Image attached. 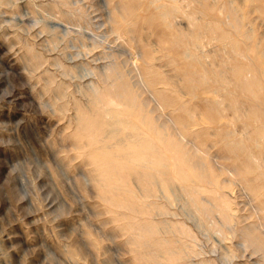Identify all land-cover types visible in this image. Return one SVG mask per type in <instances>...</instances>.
I'll return each mask as SVG.
<instances>
[{
  "label": "rangeland",
  "instance_id": "obj_1",
  "mask_svg": "<svg viewBox=\"0 0 264 264\" xmlns=\"http://www.w3.org/2000/svg\"><path fill=\"white\" fill-rule=\"evenodd\" d=\"M157 1L0 0V264H141L145 222L174 251L159 264H264L248 240L264 222V0ZM106 90L156 108L154 154L78 135ZM138 155L116 183L143 214L93 180Z\"/></svg>",
  "mask_w": 264,
  "mask_h": 264
},
{
  "label": "bare ground",
  "instance_id": "obj_2",
  "mask_svg": "<svg viewBox=\"0 0 264 264\" xmlns=\"http://www.w3.org/2000/svg\"><path fill=\"white\" fill-rule=\"evenodd\" d=\"M111 1V0H110ZM150 2L153 4V5H156L158 3L157 0H150ZM163 3V1H162ZM139 4V3H138ZM143 4V3H142ZM146 4V3H145ZM159 5V4H158ZM161 5V4H160ZM167 5V3H166ZM114 6V5H113ZM123 6V5H122ZM148 6V5H147ZM164 6V4H163ZM171 8L172 4L166 7H169ZM135 7V6H133ZM144 7V5H143ZM160 8L162 6H159ZM174 7V6H173ZM118 8V7H117ZM132 8V7H130ZM163 8V7H162ZM169 8V10H170ZM175 8V7H174ZM148 9V7H147ZM150 9V8H149ZM167 9V8H164V10ZM115 10V9H114ZM141 10V9H140ZM163 10V9H161ZM169 10H167L166 12H169ZM175 10V9H174ZM172 9V13L174 11ZM121 11L119 12V10L117 9V13L119 12L121 17H122V21L120 22V24L124 25L128 19L126 17L127 13L128 12H123L121 14ZM123 11H124V7H123ZM148 11V10H147ZM162 12V11H161ZM118 13V14H119ZM168 14V13H167ZM170 15H171V12H170ZM116 16V15H115ZM133 15H131L132 17ZM152 16V15H151ZM169 16V15H168ZM172 16V15H171ZM169 16V17H171ZM175 16V14H174ZM172 16V17H174ZM168 17V18H169ZM116 18V17H115ZM167 18V17H166ZM114 20V19H112ZM118 20V19H117ZM161 20V19H160ZM169 21H171V19H168ZM115 21V20H114ZM155 21H157L155 19ZM119 22V20H118ZM166 22V21H165ZM160 23V22H158ZM163 23V22H162ZM170 23H173V22H170ZM169 23V24H170ZM128 25V24H126ZM139 25V24H138ZM120 26V25H119ZM125 26V25H124ZM158 26V25H157ZM115 27V26H114ZM169 28V27H167ZM116 29V28H115ZM129 30V28L127 29ZM120 32V31H119ZM128 32V31H126ZM148 32V31H147ZM161 33V32H160ZM127 34V33H126ZM140 34V33H139ZM150 34V33H149ZM163 34V33H162ZM130 35V34H128ZM131 36V35H130ZM154 36V35H153ZM155 36H156V33H155ZM127 37V36H126ZM124 38V37H123ZM161 38V37H160ZM186 38V37H185ZM194 38V37H193ZM130 39V38H129ZM135 39V38H134ZM138 39V38H137ZM153 39V38H152ZM183 39V38H182ZM121 40V39H120ZM128 40V39H127ZM136 41V40H135ZM134 41V42H135ZM164 42V40H162ZM165 41H166V38H165ZM165 43V42H164ZM203 44V43H202ZM128 45V44H127ZM145 45V44H144ZM151 45V44H150ZM136 47V46H135ZM153 47V46H152ZM156 49V48H155ZM179 49V48H178ZM143 53V52H142ZM141 62V61H140ZM136 63V62H135ZM134 63V64H135ZM136 64H139L138 62ZM134 66V65H133ZM135 69V68H134ZM117 71V70H116ZM116 73V72H115ZM201 76V75H200ZM203 77V76H202ZM130 79V78H129ZM106 81V80H105ZM112 81V80H111ZM138 81V80H137ZM165 83V81H163V84ZM125 84V83H124ZM120 86V85H119ZM115 87H117V85H115ZM124 88V87H122ZM122 88L118 89V90H122ZM125 89V88H124ZM126 89L127 86H126ZM125 89V90H126ZM146 89V88H145ZM117 90V91H118ZM113 91L111 90H106L105 91V94L104 95H100V97H98V99L101 100V105L100 107L99 106H95L94 107V111L95 112H91V114H87V115H84L82 120H84V124L83 126L80 128V132L78 135H85V136H88V137H91V140L86 142L88 144H95V143H103L105 145V147H115L117 146L116 148H119V149H125L127 150L128 146L130 145H137V146H144L146 148V146L153 148V151H155V144L152 142L153 146H151L150 144H148L147 140L145 139V134L146 133H150V134H156L160 132L159 130V126L155 127V124L153 123L154 119L156 117H151L152 113L155 112L156 108L154 109H151L150 110H145L144 107L146 106L147 102H143L145 101V97L143 98L142 100V104H137L136 100L133 98V92H129L127 97L125 98H115L113 96ZM146 93V92H144ZM138 94V93H137ZM135 95V94H134ZM139 95V94H138ZM142 95V94H141ZM148 95V94H147ZM116 96V95H115ZM136 96V95H135ZM147 97V96H146ZM151 97V96H149ZM153 99V98H152ZM148 100V99H147ZM146 100V101H147ZM150 100V99H149ZM156 100H157V97H156ZM155 100V101H156ZM159 100V99H158ZM164 100V99H163ZM162 100V101H163ZM153 101V100H152ZM161 104V103H160ZM118 105H124L126 107V109L123 111L121 110H118L117 108L115 110H113L114 108L113 107H117ZM165 106V105H164ZM154 107V106H153ZM157 107V106H156ZM163 107V106H161ZM78 111V110H77ZM119 111V112H118ZM99 112H102V114L98 115ZM89 113V112H88ZM105 113V116H103V114ZM81 116V114H79ZM107 115H110L111 116V119L109 120H106V116ZM149 118V119H147ZM158 118V117H157ZM178 117H176L177 119ZM167 119V118H166ZM81 120V121H82ZM143 120H149V123L146 125V129L143 128L140 124H143ZM168 120V119H167ZM164 121V120H163ZM170 121V120H168ZM176 121V120H175ZM156 122V121H155ZM178 122V121H176ZM162 123V122H161ZM172 123V122H170ZM175 123V122H174ZM176 124V123H175ZM160 125V124H159ZM163 125V124H162ZM161 125V126H162ZM133 127V131L132 133L128 134L126 137L124 135V139H121L119 138L120 140H117V136L118 134L119 135H123V130L128 128V127ZM143 126L145 127V124H143ZM178 126V125H177ZM164 127V126H162ZM166 127V125H165ZM173 127H175L173 125ZM109 129H112V131L108 132ZM176 130V127L174 128ZM177 131V130H176ZM165 132V131H164ZM177 133V132H175ZM177 135H179L177 133ZM79 137V136H78ZM171 137V136H170ZM165 139V138H164ZM182 140H184L183 138H181ZM186 139V138H185ZM178 140V139H177ZM181 140V141H182ZM183 142V141H182ZM181 142V143H182ZM186 142V141H185ZM180 143V144H181ZM188 143V142H187ZM189 144V143H188ZM191 144V143H190ZM77 145H80V142H77ZM76 147V146H75ZM143 147V148H144ZM173 147V146H172ZM176 147V146H175ZM191 147V146H190ZM189 147V149H190ZM196 147V146H194ZM171 148V147H170ZM147 149V148H146ZM169 149V147H168ZM172 149V148H171ZM198 149V148H196ZM195 149V150H196ZM78 150V149H77ZM76 150V151H77ZM136 150V149H135ZM149 150V149H148ZM152 149H151V153H153ZM193 151V150H192ZM198 151V150H197ZM140 152V151H139ZM149 151H147V154H148ZM138 153V152H137ZM136 153V154H137ZM155 153V152H154ZM153 153V154H154ZM197 153V152H196ZM201 153V151H200ZM139 154V153H138ZM143 154V153H142ZM145 154V155H144ZM143 155H141V153L139 155H141L142 158H146L148 157V155L146 153H144ZM158 154V153H157ZM135 155V154H134ZM137 156L135 158H130L129 156L126 157L124 156V162H123V165L122 166H119V170L117 168H115V166H112V164H109L107 161V165L103 166L104 167V170H101L100 171V174L97 175L96 174V177L93 176V180L96 181L97 185H98V190H99V194L98 196L100 197V199L104 202H107V203H116L115 205L116 206H119L122 205L125 210L128 209V211L130 210H134V212L136 213L137 212H140V213H144L145 210H143L142 208H138L131 200L128 201L129 199H131L132 197V194H133V189L131 190H123L122 188H119L121 185H118V183H116V181H120L121 183H123L124 185L128 182V178H129V175L128 174H123V170H124V166L126 164H129V163H132L134 160H137L139 159L140 156ZM152 155V154H151ZM196 155V154H195ZM204 155V154H202ZM100 156V155H99ZM102 156V155H101ZM117 156V155H116ZM206 156V154H205ZM250 156V155H249ZM106 157V156H105ZM193 157H195L193 155ZM111 159V158H110ZM143 160V159H142ZM142 162V161H141ZM159 162V160H158ZM205 162V161H204ZM103 163L105 164V160H103ZM113 164L115 162H112ZM135 163V162H134ZM145 163V162H143ZM142 163V164H143ZM152 163V161H151ZM150 163V164H151ZM156 163V162H155ZM160 163V162H159ZM190 163V162H189ZM141 164V163H140ZM154 164V163H153ZM157 164V163H156ZM194 164V163H193ZM116 165V164H115ZM145 165V164H144ZM147 165V164H146ZM160 165V164H159ZM164 164H162L163 166ZM191 163L189 164V167H190ZM131 166V165H128V167ZM136 166V165H135ZM153 166V165H152ZM155 166V165H154ZM157 168H158V165H156ZM155 166V167H156ZM176 166V165H175ZM250 166V165H249ZM141 168V167H140ZM144 168V166H143ZM192 168V167H190ZM219 169V168H218ZM255 169V168H254ZM141 170V169H140ZM198 170V169H197ZM247 170V169H246ZM253 170V169H252ZM211 171V170H210ZM255 171V170H254ZM93 172V171H92ZM95 172V170H94ZM105 172V175H103L102 173ZM135 172V171H134ZM147 172V171H146ZM213 173V171H211ZM252 172V171H251ZM210 173V172H209ZM210 173V174H212ZM218 173V172H217ZM248 174V173H247ZM255 174V173H254ZM264 174V172H263ZM212 175H217V174H212ZM252 175V174H251ZM133 176V174H132ZM217 181H219V174L217 175ZM131 178V177H130ZM134 178V177H133ZM139 178V177H138ZM141 178L143 180V182H147L148 178L147 176L144 174V175H141ZM140 179V178H139ZM206 179V178H204ZM203 179V180H204ZM210 179V177L208 178ZM214 180H216L215 178H212ZM258 179V178H257ZM132 180V179H131ZM202 180V181H203ZM216 181V182H217ZM254 181V179H253ZM252 181V182H253ZM109 182V183H108ZM110 182H115L116 184H114V186L110 187ZM214 182V181H213ZM220 183V182H219ZM141 184V183H140ZM218 184V182H217ZM158 185V184H157ZM219 185V184H218ZM254 186V185H253ZM257 186V185H255ZM145 187V186H144ZM142 187V188H144ZM223 187V186H221ZM225 188V187H224ZM251 188L253 189V187L251 186ZM258 188V187H257ZM256 187H254V190L257 189ZM261 188V187H260ZM128 189V188H127ZM145 189V188H144ZM143 189V190H144ZM260 190V189H259ZM150 191V190H149ZM193 191V190H192ZM258 191V190H257ZM148 192V191H146ZM144 194V193H143ZM150 194V192H149ZM263 193H261L260 195H262ZM136 195V194H135ZM134 195V196H135ZM143 195H141V197L139 198H142ZM212 196V195H211ZM136 197V196H135ZM144 197V196H143ZM151 198V197H149ZM137 199V198H135ZM143 199V198H142ZM139 202V200H136ZM145 201V200H144ZM261 201V200H260ZM259 201V202H260ZM259 202H256L259 203ZM140 203V202H139ZM117 204H120V205H117ZM253 204V203H252ZM139 205V204H138ZM141 205V203H140ZM143 205V204H142ZM148 205V204H147ZM149 206V205H148ZM258 206H263V204L261 203V205H258ZM256 207V206H255ZM122 208V207H120ZM148 208V207H147ZM145 208V209H147ZM257 208V207H256ZM253 209V208H252ZM258 210V209H257ZM147 211V210H146ZM261 211V210H260ZM132 212V211H131ZM151 212V211H150ZM256 212V211H255ZM149 213V212H148ZM262 213V212H261ZM138 214V213H136ZM259 214V213H258ZM252 215V214H251ZM149 216V215H148ZM148 216H145V217H148ZM257 216V215H256ZM150 217V216H149ZM144 218V217H143ZM152 218V217H151ZM264 219V218H263ZM262 219V220H263ZM131 220V218H130ZM140 220V219H139ZM149 220V219H148ZM151 220V219H150ZM149 220V221H150ZM256 220H257V217H256ZM141 221V220H140ZM131 223V222H130ZM153 223V222H152ZM131 225V224H130ZM129 225V227H131ZM137 226V225H135ZM156 227V226H155ZM250 227V226H249ZM248 227V228H249ZM251 228V227H250ZM253 230H254V233L249 236V241L251 243H253V245L264 252V222L262 221L261 223H258L256 226L254 225V227H252ZM130 230H141L143 232V235L140 236L141 237V242L140 243H136L135 244V251L133 253L136 254V258L137 260L139 261V263L141 264H159L160 260L162 259H166L168 261V259L171 257V251L170 249H168L164 242L163 241H160L156 238L155 236V231L156 229L154 230V228L151 227V225L149 224H146V222L142 225H138V227H132ZM249 230V229H248ZM252 230V229H251ZM250 230V231H251ZM84 231V230H83ZM140 232V231H139ZM138 232V233H139ZM131 234V233H130ZM85 235L86 236V243L87 245L90 246V248H93V247H96L95 245V242L92 241L90 239V236H89V233L86 231L85 232ZM139 235H137L138 237ZM104 241V240H103ZM139 241V239H138ZM137 241V242H138ZM134 242V241H133ZM132 242V243H133ZM85 243V242H84ZM129 243V242H128ZM170 246V245H169ZM170 248H174V247H170ZM186 248V247H185ZM96 249V248H95ZM145 251H144V250ZM179 249V248H177ZM176 249V251H177ZM181 249L183 250L184 248L181 247ZM140 250H143L144 252H141ZM175 250V249H174ZM131 251V250H130ZM175 251V253H176ZM180 251V250H178ZM137 252V253H136ZM181 252V251H180ZM184 252V251H183ZM70 253V252H69ZM178 253V252H177ZM71 257H72V252L70 253ZM134 255V254H133ZM177 255V254H176ZM174 255V256H176ZM177 257V256H176ZM134 258V259H136ZM174 260V259H173ZM137 261V262H138Z\"/></svg>",
  "mask_w": 264,
  "mask_h": 264
}]
</instances>
